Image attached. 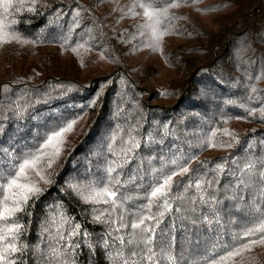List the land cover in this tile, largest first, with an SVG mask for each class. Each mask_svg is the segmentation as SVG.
<instances>
[{
    "label": "trees",
    "instance_id": "16d2710c",
    "mask_svg": "<svg viewBox=\"0 0 264 264\" xmlns=\"http://www.w3.org/2000/svg\"><path fill=\"white\" fill-rule=\"evenodd\" d=\"M261 241L264 0H0V264H264Z\"/></svg>",
    "mask_w": 264,
    "mask_h": 264
},
{
    "label": "snow or ice",
    "instance_id": "6c2138e0",
    "mask_svg": "<svg viewBox=\"0 0 264 264\" xmlns=\"http://www.w3.org/2000/svg\"><path fill=\"white\" fill-rule=\"evenodd\" d=\"M5 6H7V5H5ZM58 136L60 135V134H57ZM53 139H55V138H52V139H50L49 140V144H51L52 142H53ZM35 166V162H30V163H26L22 168H21V173H23V171H24V167H34ZM184 172H187L188 171V169H184L183 170ZM15 180H13L12 181V185H15ZM28 191H34V189H28ZM162 192V189H157L156 190V192H153L152 193V195L155 197V196H157L158 194H160ZM109 195H112L113 197H114V194H112V193H110ZM135 227V226H134ZM251 234H253V233H249V235H251ZM261 242H264V241H261Z\"/></svg>",
    "mask_w": 264,
    "mask_h": 264
}]
</instances>
